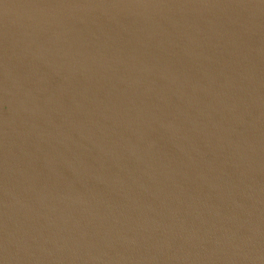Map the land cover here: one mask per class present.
<instances>
[{
  "label": "water",
  "instance_id": "water-1",
  "mask_svg": "<svg viewBox=\"0 0 264 264\" xmlns=\"http://www.w3.org/2000/svg\"><path fill=\"white\" fill-rule=\"evenodd\" d=\"M0 264H264V0H0Z\"/></svg>",
  "mask_w": 264,
  "mask_h": 264
}]
</instances>
